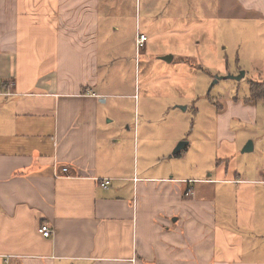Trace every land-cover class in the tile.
Returning <instances> with one entry per match:
<instances>
[{
    "label": "crops",
    "instance_id": "0c3cea01",
    "mask_svg": "<svg viewBox=\"0 0 264 264\" xmlns=\"http://www.w3.org/2000/svg\"><path fill=\"white\" fill-rule=\"evenodd\" d=\"M140 2L0 0V264H264V199L257 205L254 187L264 186V171L240 174L233 140L217 148L214 167L205 158L182 173L161 170L154 134V165L128 164L121 134H133L138 147V126L107 118L110 100L135 95L114 93L117 76L103 79L113 58L104 59L101 46L117 47L116 20ZM231 2L245 37L239 61L263 67L264 86V0ZM136 32L130 41L145 53L148 38L140 34L147 40L139 46ZM259 102H228L223 131L233 119L255 123ZM142 138L147 143L148 132ZM215 184L231 187L236 205L215 204Z\"/></svg>",
    "mask_w": 264,
    "mask_h": 264
},
{
    "label": "rangeland",
    "instance_id": "374dc122",
    "mask_svg": "<svg viewBox=\"0 0 264 264\" xmlns=\"http://www.w3.org/2000/svg\"><path fill=\"white\" fill-rule=\"evenodd\" d=\"M146 1L141 0L136 13L133 3L125 9L126 18L116 20L120 31L112 37L117 47L104 50L101 46L103 58L109 59V54L113 58L108 68H102L103 79L109 75L117 76L120 89L113 88L114 93L135 95L133 98L110 100L107 118H115L130 128L138 126V147L133 148V134H121L124 146L128 148V164L131 167L137 163L141 167L142 162L148 159L153 166L156 152L152 147V136L159 134L161 170L175 168V171L184 173L194 164L205 165V158L208 166L213 163L214 167L217 148L231 139L236 145L240 174L256 179L255 170L260 168L264 171V112L259 111L255 123L238 119L229 121L227 131H223L224 124L220 118L228 102L248 101L249 85L261 83L258 77L263 69L247 60L239 61V41L245 37L243 23L233 18L237 13L228 11L232 6L231 0L181 3L176 0H149L151 7L148 12ZM181 29L187 33L178 35L176 31ZM135 32L137 37L143 34L148 38L145 53L143 47L136 52L130 41ZM183 56L188 57L187 60L180 61L178 58ZM165 57L173 59L162 60ZM244 71L248 82L238 79ZM263 104L259 102V108ZM145 132L150 137L147 143H143L142 138ZM183 141L188 143V147L173 156L172 152ZM247 141L255 142L254 153H242ZM143 144L149 147L148 152ZM207 145V150L211 148L212 157H209V150L206 152L204 149ZM210 158L214 162L209 163ZM254 187L257 188L256 203L261 205L264 186ZM212 188L215 204L226 202L236 205L235 196L233 198L232 192L230 194L231 187L215 184ZM263 223L264 211L259 210V228ZM262 234L263 239L258 244L264 243V231Z\"/></svg>",
    "mask_w": 264,
    "mask_h": 264
},
{
    "label": "built area",
    "instance_id": "2783aa9c",
    "mask_svg": "<svg viewBox=\"0 0 264 264\" xmlns=\"http://www.w3.org/2000/svg\"><path fill=\"white\" fill-rule=\"evenodd\" d=\"M147 38L143 35L139 36L137 38V45L141 46L142 44H144L146 42ZM62 172H66V168L61 169ZM262 184H264V175L262 176V181L260 182ZM107 185H109V180H105V182L103 183V186L106 187ZM39 233L41 234V236H43L44 238H49L52 235V229L47 225V224H42L39 228Z\"/></svg>",
    "mask_w": 264,
    "mask_h": 264
},
{
    "label": "water",
    "instance_id": "95a60500",
    "mask_svg": "<svg viewBox=\"0 0 264 264\" xmlns=\"http://www.w3.org/2000/svg\"><path fill=\"white\" fill-rule=\"evenodd\" d=\"M164 61H170V57H165V58H162ZM243 77V73L239 76V80H241ZM186 142H180L178 143V145L176 146V148L174 149V151L172 152V155L175 156L177 154H179L183 149L184 147L186 146ZM253 151V145H252V142L251 141H248L245 146L243 147L242 149V153H250Z\"/></svg>",
    "mask_w": 264,
    "mask_h": 264
},
{
    "label": "trees",
    "instance_id": "16d2710c",
    "mask_svg": "<svg viewBox=\"0 0 264 264\" xmlns=\"http://www.w3.org/2000/svg\"><path fill=\"white\" fill-rule=\"evenodd\" d=\"M249 99L247 102L252 103L264 98V86L259 84H251L249 89Z\"/></svg>",
    "mask_w": 264,
    "mask_h": 264
}]
</instances>
